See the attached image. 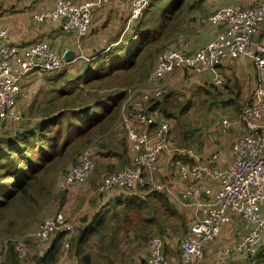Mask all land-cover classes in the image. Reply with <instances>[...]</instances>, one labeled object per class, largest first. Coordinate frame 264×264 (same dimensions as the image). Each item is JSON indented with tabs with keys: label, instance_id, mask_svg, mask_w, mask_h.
Returning a JSON list of instances; mask_svg holds the SVG:
<instances>
[{
	"label": "built area",
	"instance_id": "1",
	"mask_svg": "<svg viewBox=\"0 0 264 264\" xmlns=\"http://www.w3.org/2000/svg\"><path fill=\"white\" fill-rule=\"evenodd\" d=\"M106 1L53 0L52 7L32 12L31 21L37 25H53L64 34L83 38L90 30L94 14ZM149 2L128 0L129 26L138 20ZM207 19L220 28L215 36L192 53L167 47L158 55L147 82L154 86L176 70L181 74L186 70L209 72L230 57L253 58L258 84L241 106L236 123L242 129L230 145V156L224 158L218 152L203 155L197 147L174 146L167 139L168 123L161 122L151 132L148 128L155 122L153 118L139 109L138 103L129 108L125 102L122 110L125 107L127 110L120 123L135 166L105 174L97 190L106 193L114 188L142 194H166L174 205L189 208L191 220L177 241L180 264H202L206 247L218 238L224 226L238 218L243 232L240 241L222 248L219 254H235L243 263L253 264L250 258L257 254L264 235V43L258 40L264 23V2L248 8L225 6ZM8 37L9 29L0 25V122L18 119L14 105L17 98L26 97L22 83L30 74L58 72L70 62L64 59V53L69 51L67 47L57 52L46 40H35L20 47L6 43ZM146 90H141V100L145 102L162 95V89L154 90L152 97ZM229 125V119L221 116L220 126L226 129ZM93 151L92 146L83 149L77 161L66 170L60 190L68 191L76 183L85 181L94 167ZM164 154L170 159L173 156L172 167L185 184L178 194L170 192L173 187L169 181L155 179V170ZM55 230L65 235L58 264H77L73 257H66L67 239L74 227L57 211L43 218L36 233L19 234L13 240L11 246L16 258L24 260L27 257L32 240L37 256L44 257ZM31 236L35 239L31 240ZM162 247L159 236L150 237L145 264H168ZM8 251L7 241L1 242L0 264H5Z\"/></svg>",
	"mask_w": 264,
	"mask_h": 264
},
{
	"label": "crops",
	"instance_id": "2",
	"mask_svg": "<svg viewBox=\"0 0 264 264\" xmlns=\"http://www.w3.org/2000/svg\"><path fill=\"white\" fill-rule=\"evenodd\" d=\"M179 1L181 2V0ZM0 2V6H2L4 10L9 9L15 3L17 5L13 6L15 7V9H22L16 13L10 12V15L7 13L0 15V25L8 28L10 32L9 38L6 43L18 44L20 47H23L26 46L28 43L36 40L38 36L39 38H44L46 36L47 26L33 24L31 22V14L38 8L52 7L53 0H0ZM185 2L191 4L192 7L187 10V14L184 13V16L181 18L182 21L180 22L178 28L174 30L173 34L171 35L170 43L172 45L169 47L183 49L192 53L201 44L212 39V37H214L220 29L219 27H216L215 25L210 24L208 22L207 18L211 13L225 6H253L257 3H263L264 0H186ZM128 13V0H109L108 4L105 7L99 9L94 14L92 22L90 24L91 28L86 34V36H84L83 38L64 34L61 30H57L58 28L56 29L55 27L54 30L56 31H54L50 36H48V40L53 50L57 52H61L66 47L68 48V50L74 51L75 58L69 62V65L75 62H82L83 64L85 61H87L90 64L85 63L83 64V66L89 65L91 67H95V65H97L98 63L100 64L102 61H104V58L108 59L114 54L121 55L123 52L129 51L127 50L129 49V42L135 40L137 35H135L136 32L134 24L131 26L127 24ZM138 22H140V20ZM131 27H133L132 30H130ZM143 27L145 29V26ZM138 29L142 30L143 28L139 27ZM144 29L142 30V33H145ZM258 40L264 43V24L261 26V33L258 36ZM137 44L140 48L139 43ZM115 58L113 59L117 60L119 57ZM95 59H98L99 62L94 65L93 61ZM78 63L74 65H80ZM255 71L256 69L253 67L251 60L245 56L230 57L226 60H223L220 64L215 67V69L209 72L197 73L192 70H186L183 74H181L180 71L176 70L171 74L165 75L156 84L157 86L162 87L164 89V94L162 96L163 99L158 102L160 106L163 105V103L166 104V102H168V104H170L171 106H179L178 102H180L181 100L179 101V99L175 98V95L179 92H182L187 97L191 96V90L199 86H204L198 85L199 82H204V84L210 83L212 84V87H216L217 90H219L220 87L218 86L222 84L220 82H217V80H224L226 83L236 80L239 82V87H230L229 84H225L224 86H221L222 89H220L219 91L223 92V94H226L228 96L227 101H229L230 99H235L234 96L237 95L239 92L241 95L245 94L242 100L243 104L245 100L252 94L258 82L255 78ZM132 72L134 73V71ZM26 80H24L22 84L23 90L26 92L27 103L33 93L34 86L37 80ZM131 84L142 85L139 86L141 90L152 87L150 86V83L147 82V79H145L144 76L142 78L137 77L132 79ZM124 90L128 91L129 89L125 88ZM125 100H123L121 108L125 102L127 103V105H129V98ZM151 100H156V98H152ZM141 101L142 102H138L137 105L139 109L145 111V104L148 102H143V100ZM204 101H206L205 98ZM209 102L211 106L213 105V108H211L212 110L210 109L209 113L205 115V120L207 122H204H206V124H201L200 130L202 131V133L198 129L192 128V130L194 131L193 134L197 133L195 136L196 140H209L211 144L215 142L216 146H213L214 148L211 150L202 148L205 150V153L209 154L210 151L217 150V152L222 157H224L225 149H219V147L224 144V140L235 139L234 137L239 134L242 129V126L236 123V120L238 118L237 114L234 118H230L228 115H220V110H225L226 114L232 112L229 108L230 102L224 103L223 108L222 105H220L219 102H217L216 100L211 99L209 100ZM197 104H202V101L198 98L186 99V103L183 105L182 108L183 113L187 114L188 116V113L193 110L192 106ZM28 105L29 104H27L26 106ZM214 105H216L218 109L214 108ZM158 111L159 110L147 111L146 109L147 114L150 115L155 121L153 123L154 126L150 128L151 132L152 129L156 128L164 118ZM221 116L227 117L230 121V125L226 129H223L220 126ZM211 119L212 121H210ZM131 121L134 122L133 119H131ZM137 128L139 130L142 129L140 126H138ZM192 130H189V132ZM108 133L112 134L113 128L109 129ZM181 135H179L180 140H182ZM126 144L127 145L124 151L125 157L122 160L127 163H123V168L125 167L124 165L127 164V166H129L130 164L129 167H134L135 164L133 163L132 152L129 151L127 142ZM96 158L99 159V157ZM122 160H120V162H123ZM155 179H157L158 181L165 182L171 181L170 185L173 188H171L170 192L172 194H178L180 191L184 190L185 187V184L179 179V177L175 173L171 164V159L168 154L163 155L157 169L155 170ZM143 195L145 194H142L141 192L135 190L119 198L115 192H111L110 197H108L109 201L107 204L104 203V205H100L98 203L95 208L90 209V207L88 209L87 212L88 214H90L98 208L101 209L106 206V210L111 209L110 207L112 205H114L115 208H121L127 204L131 206L128 209L129 217L120 219L125 222V227L122 228L124 230L129 228V234L119 232L120 227L118 226H122L121 223L110 224L112 225L114 230L108 234L107 238L108 240H115L119 243L118 245H116L115 243L113 246L107 249V252H103L100 248V245L98 244V241H91L89 243V246L86 248V251L91 256L92 264H145L147 253L145 254V251L139 248V243L142 240L139 237H136L130 230L134 225V221L132 220V218L138 220L140 218L139 221L148 224L150 228L154 231L153 233H161L160 228H163V225L167 223V213L165 201H160L155 197H152L151 199L153 200L150 201L148 198H150L151 196ZM162 195L167 196L166 194ZM167 201V206H170L173 210L178 211L179 214L184 217V219H188L189 224V220H191L190 209L174 205L172 202H170L169 199ZM118 202L120 203L119 207ZM143 203L145 205H141ZM170 218L173 217L169 216V219ZM235 220H238L240 222V226L237 223H234ZM234 221L233 223H231L233 224V226H231L230 224H228L229 226H224L223 229H221L218 238L214 242H212L208 247H206L202 264H247L246 262L243 263L242 260L238 259V256L235 254L229 256H223L219 254V251L222 248L236 245L243 235L241 220L235 218ZM128 225L129 227H127ZM169 238L174 244H177L178 240L176 236L168 235V239ZM165 257L167 260L168 256L165 255ZM168 259V264H178L180 260V254L179 259L177 257H171ZM251 261L253 262V264H256L255 261ZM256 261L259 262V264H264V258L262 257L259 258V260L256 259Z\"/></svg>",
	"mask_w": 264,
	"mask_h": 264
},
{
	"label": "rangeland",
	"instance_id": "3",
	"mask_svg": "<svg viewBox=\"0 0 264 264\" xmlns=\"http://www.w3.org/2000/svg\"><path fill=\"white\" fill-rule=\"evenodd\" d=\"M185 1L186 0H181V2L179 0H151L149 6L139 16L137 21L140 20V22L137 23V21H135L134 23V28L136 32L135 35H137V37L135 38V40L129 42V49H127L129 51L132 50L136 53L137 65L134 67V69H132L131 71L122 72L121 74H117L112 77H108V79L103 80L101 83H95L91 85V87L87 86L86 88H90L92 90L90 94L88 93V91L86 92L84 88L83 89L84 91L82 90L81 93L78 95L77 93H73L71 95L64 96V98L59 97L57 99V106L60 107V106L65 105L66 107H68L72 103H87L93 100L94 97H96L99 94H105L107 92H112L114 90L120 89L121 85L123 89L125 88L129 89L128 91H126L127 94L125 97V99L129 98V108L133 104L142 102L141 101V88L139 87L142 85H138V84L129 85V83H131L132 79L137 78V77L140 78L144 76L145 79H147V76L149 72L152 70L154 63L156 61L155 60L156 58H155L153 61L152 67L149 70L148 69L145 70V68L148 67L150 63L149 56H150L151 50L154 49V47L162 50V47H167V46L172 45L169 39L170 32H173L174 30L178 28L180 22L182 21L181 18L184 16V13H186L187 10L190 7H192L191 4L186 3ZM108 2L109 0H107L101 8L105 7L108 4ZM0 5H1V2H0ZM13 6H17L16 3L7 10H4V8L0 6V15H3L4 13H7L10 15V12L16 13L22 10V9H15V7ZM169 21L170 23L167 25L164 32H161V30H163L164 28L160 30V23L163 22L164 24ZM143 26H145V28L148 29L147 34H145L147 35L148 38H155V37L158 38L156 43L151 48H149V46H145L146 43L140 48L137 44L141 42V34H142V30L144 29ZM139 27L143 29L142 30L138 29ZM132 29L133 27H131L130 30ZM168 39L169 41L167 42ZM129 40H130V37H129ZM147 42H150V40H148ZM166 42H167V45L164 46ZM143 48L145 49L142 52H140V54L137 56L139 51ZM105 61H109V60L106 58ZM86 62L87 61H85L83 64H85ZM97 62H99V60L95 59L93 61L94 65ZM130 63H131V60L129 59V64ZM99 65L100 64H97L95 65V67ZM69 66L70 65H67L65 69L59 70L60 72L61 71L62 72L58 75V77H56L57 80H55V82L57 84L61 82V80L63 79V75L68 72ZM84 67H87V66H83V69ZM132 71H134V73ZM58 72L43 73L40 77L42 78V80H40L41 83L36 88H34L33 93L27 103L26 101L22 102V100L17 98L14 108L17 106V111L19 113L17 114L18 119H15L13 122L6 121L7 124L0 125V138H2L5 135V133L8 135L13 133L14 130L8 129L10 127L9 124H11V127L16 128L15 125L17 124L21 125L28 120H29L28 124H31L35 120H37L38 115L36 114L35 110H33V108L28 107L26 105L32 104L31 106H34L36 108L37 106H39V104L43 103L44 98L46 99L48 98L49 93L47 92H49L52 89H56V87H52L51 89L46 90L45 85L43 83V79L49 78L53 76L54 74L56 75V73ZM86 75L87 74L83 72L81 76H85L83 77V79H85L87 78ZM68 79L72 80L74 79V77L73 76L66 77L65 82H67ZM217 81H219L223 86L225 84H229L230 87L231 86L239 87V82L236 80L229 82V83H226L224 80H217ZM75 82H77V80H74L72 83L74 84ZM80 82L81 81H79V83ZM198 85H204V86L203 87L199 86L191 90V96L187 97L182 92H179L178 94L175 95V98L179 99V101L181 100L180 102H178L180 105L179 107L181 108H183V105L186 103V99L188 98L189 99L198 98L199 100L202 101V104H197V105L192 106L193 110L190 113H188V116L187 114H184L182 111L181 114L177 113L176 115L174 114L171 117L163 118L162 122L168 123L169 129L167 133V139L170 140L174 146L176 147H197L199 149V152L203 154H208V153H205L204 149H207V150L213 149L214 148L213 146H216L215 142L211 144L209 140H196L195 136L197 133L192 136V140H193L192 142H189L187 140L183 141V138H182L183 130L187 129L188 133H190L189 130H192V128H196L202 133V131L200 130L201 124L203 125L206 124L207 121L205 120V115L209 113L211 108H213V105L211 106L209 102V100L211 99L219 102V104L222 105V108H223L224 103L230 102L229 108H230V111L232 112H230L229 114H226L225 110H220L219 113L220 115H228L230 118L236 117V114L238 115L240 112V107L242 105V100L245 94L241 95L239 92L237 95L234 96L235 99H230L229 101H227L228 96L226 94H223V92L219 91L220 89H222L221 88L222 85L218 86L220 87L219 90H217L216 87H212V84L210 83L204 84V82H199ZM156 89L163 90L162 95L159 96L158 98V101H160L163 99L162 98L164 94L163 88L157 85L152 86L146 90V93L149 95L151 94V97H152L153 96L152 94L154 90ZM45 94H46V97H45ZM116 97H117V94L111 96V99L105 101L106 103L103 102L102 105L96 109V111L100 112L101 108L103 109L104 106H107L106 105L107 102L114 100V98ZM203 97L206 99V101H204ZM144 101L145 100L143 99V102ZM146 106H148V104H145V107ZM214 108H217V106L214 105ZM217 109H213V110H217ZM126 110H127V107H125L123 110L122 108H120L115 118L113 116V118L105 126L108 129L113 128L112 134L108 133L107 131L108 129L103 130L105 129V127H103V129H100V128L97 129L89 137V140H86L84 144L82 140H85V138L84 139L78 138V139L73 140L72 142L69 143L70 145L66 148V151L61 156V160L59 162L57 161L53 164H50L48 169H46L45 171H43L42 173L38 175V179L34 182V189L31 190V196L35 200L34 203H31L28 200L27 202H25L28 204L23 205L24 203L21 204L15 201L12 203L13 204L12 207H10L9 209L3 212L0 218V243L7 241L9 248H11L12 247L11 244L13 240L19 234L27 235L29 233V235H32L33 232L36 233V229L39 228L40 224L42 223L43 218L48 214H53L54 211L62 212L64 216V221L67 224H71L74 227V224L76 225L79 224L80 221L86 217V215L88 214L87 211L90 207H91L90 209H93L98 205L99 200L97 196L98 195L97 186L101 183V179L104 178L103 176L107 173L111 174V173L123 170L124 168L130 166V164L129 166H127L128 165L127 164V165H124L125 167L123 168V163H127V162H124V160H122L125 157L124 151L126 148V142H124L123 137H122L124 133L121 134L119 130H116L117 126H119V129L123 131L120 122H121V117L126 112ZM17 111L15 110V112ZM158 112L161 113L160 111ZM145 113L147 114L146 109H145ZM61 120L63 121L62 127H64L65 118H62ZM210 121H212V119ZM1 122H4V121H1ZM208 124H211V123H208ZM153 126L154 125H152V127ZM114 129H115V132H114ZM67 132L68 131H66V128H65L64 133H67ZM179 135H181L182 140H180ZM236 137L237 136H235L234 138ZM234 140L235 139L224 140V144L219 147V149H222V148L225 149L224 158H228L230 156V145L232 144ZM88 146H92L95 152L94 167L92 171L89 173L85 181L81 183H76V186L74 187L72 186L70 190L68 191L60 190V184L64 179V174L66 173V170L71 165H73L74 162L77 161L83 149ZM213 151L217 152V150H213ZM213 151H210V153ZM96 157H99V159H97ZM120 160H122L123 162H120ZM153 194H145V195L152 196ZM102 199L103 198L101 197V200ZM141 205H145V204L143 203ZM165 206H166V213H167V216H166L167 223L164 225L167 226V231L161 230V233L158 232L155 234H157L161 238V241L163 242L162 252L164 255L168 256L167 257V261H168L169 260L168 258H171V257H177L179 259L178 242L177 244H174L170 238L168 239V235L176 236L178 240L184 233L186 227L188 226V219L186 218L184 219V217L180 215L178 211L173 210L170 206H167L166 203H165ZM98 210H100V208H98ZM119 214H120L121 219L129 217V213H128V216H125L121 212ZM169 216L173 218L169 219ZM230 225L233 226V224H230ZM55 233L63 234V232H60L59 230H55L53 234ZM73 233L74 232H72L71 235H73ZM52 236L50 237V241L54 238ZM33 238L35 239V237L31 236V239ZM128 241H129V238H128ZM125 243H128V242H125ZM260 246H261L260 252H263L262 247L264 246V235L262 237V241L259 247ZM139 248L144 250L145 254L148 253V242L141 241L139 243ZM8 254L9 252L7 253V257H8ZM29 254H34V252L32 251V248L29 251ZM57 256L58 255L54 256L51 264H58L59 260H57ZM259 257L260 256L256 255L253 258H250V260L253 259V261H255L256 264H259V262L256 261V259ZM20 261L15 256L12 255L11 257H8V260L6 258L5 264H14V262L17 264H30L31 263V261H29L28 263H25L26 261L24 262L23 261L20 262ZM178 264H180V260Z\"/></svg>",
	"mask_w": 264,
	"mask_h": 264
},
{
	"label": "trees",
	"instance_id": "4",
	"mask_svg": "<svg viewBox=\"0 0 264 264\" xmlns=\"http://www.w3.org/2000/svg\"><path fill=\"white\" fill-rule=\"evenodd\" d=\"M258 4L259 3L253 6H256ZM148 6L149 4L146 6V8ZM253 6L244 7L248 8ZM169 23L170 21L164 24L163 22L160 23V30L164 28L163 30H161V32H164ZM45 26H47L46 36L44 38H39L38 36L36 40L49 41L48 36L56 31L54 30L55 26L53 25ZM147 30L148 29L145 28V33H142L141 42H139V45L141 47L146 43L145 46H149V48H151L156 43L158 38H148L147 35H145L147 34ZM173 32H170L169 39ZM169 39L167 40V42L169 41ZM148 40H150V42H147ZM167 42L164 44V46L167 45ZM145 48L141 49L137 56ZM163 48L164 47H162V49ZM160 52L161 50L155 47L151 50L149 56L150 63L148 67L145 68V70L152 67L154 59H157ZM115 57L119 58L117 60H114L113 58ZM129 59L131 60L130 64ZM136 59V53L130 50L123 52L121 55L114 54L113 56H110L108 58L109 61H105L104 59V61H102L97 67H91L88 65L83 69L82 62H75L73 64L71 63L70 65L72 66L68 67V72L66 71L67 73L63 75V79L58 84L55 82V80H57L56 77H58V75L62 71H59L58 73H56V75L54 74L49 78L43 79L46 90H49L52 87H56V89H52L47 92L49 93L48 98H44L43 103L39 104V106H37L36 108L34 106H31L32 104L28 105V107H31L33 108V110H35L36 114L38 115L37 120H35L31 124H28L29 120L21 125L17 124L15 125L16 128L11 127V124H9L10 127L8 129L14 130L13 133H11L10 135L5 133V135L0 138V218L4 211L13 206L12 203L15 201L21 204L24 203L23 205L28 204L25 203L28 200L29 202L34 203L35 200L31 196V190L34 189V182L38 179V175L48 169L50 164H53L57 161L59 162L61 160V156L66 151V148L70 145V142L78 138H85V140H82L84 144L86 140H89V137L97 129H103V127L107 125V123L113 118V116L115 118L126 96V90L122 89L121 85V90L117 89L105 94H99L94 97L93 100L87 103H72L68 107H66L65 105L60 107L57 106V99L59 97L64 98V96L71 95L73 93H77L78 95L84 88V90H86V92L88 91V93L90 94L92 90L90 88H86L87 86L91 87V85L95 83H101L103 80L108 79V77L121 74L122 72L131 71L137 65ZM76 63L80 65L75 66L74 64ZM67 65H69V63ZM66 66L63 69H65ZM83 72L87 74V78L85 79H83V77L85 76H81ZM43 73L52 72H34L26 78V81H30L33 79L37 80L34 86V88H36L41 83L40 80H42V78L40 77ZM68 76H73L74 79H68V81L65 82V78ZM255 78L256 81H258V73L256 71ZM74 80H77V82L73 84L72 82ZM79 81L81 82L79 83ZM130 84L131 83H129V85ZM115 94H117V97L114 98V100L107 102V106H104L103 109L101 108L100 112L96 111V109L99 108L103 102L111 99V96ZM26 98L22 99V102H25ZM146 104H148V106L145 107L147 111L159 110L164 118L171 117L172 115H176L177 113L181 114L183 111L182 108L179 107L180 105L171 106L170 104H168V102L160 106L158 99L148 101V103ZM14 109L17 111V106ZM16 113L19 114L18 111ZM62 118H65L64 127H62ZM6 121L13 122L14 120L8 119ZM6 121L0 122V125L7 124ZM65 128L66 131H68L67 133H64ZM150 128L148 129L150 130ZM107 129L108 128L105 127V129L103 130ZM116 130H119L121 134L124 133V131H121L119 129V126H117ZM193 133V130L190 131V133H188L187 129L183 130V141L187 140L189 142H192V136L194 135ZM122 137L124 142H127L125 134ZM93 154L95 155L94 151ZM111 192H115L119 198L129 193L125 189L116 190L114 188L106 193L98 192L97 196L100 205L108 203V197H110ZM101 197L103 198L102 200ZM152 197H155L160 201L164 200L168 205V198L166 196L160 193H155L150 197V201L153 200L151 199ZM119 206L120 203L118 202V207ZM106 207L101 208L100 210L97 209L93 213L91 212L90 214L86 215V217L81 220L79 224H74V233L67 239L69 248L66 257H73L78 262V264H92L91 256L86 251V248L89 246V243L91 241H98V244L100 245V248L103 252H107V249L113 246L115 243L116 245H118L119 243L115 240H108L107 238L108 234L114 230L112 225H110L111 223H121L122 226H118L120 227L119 232L129 234V228L126 230L122 228L125 227V222L120 220L121 218L119 213L121 212L125 216H127L129 213L128 209L131 206L127 204L124 205V207L115 208V206L112 205L110 207L111 209L108 210H106ZM132 220L134 221V225L130 230L136 237H139L142 241L148 242L150 237L158 236L157 234L153 233L154 231L148 224L139 221L140 218L139 220L132 218ZM234 223H237L240 226V222L238 220H235ZM127 227H129V225ZM161 230L167 231V226L163 225V228H160V231ZM52 237L54 238L49 242V249L47 255L44 257L37 256L35 243L31 239L32 241L29 251L32 248L34 254H29L28 252L27 257L22 261H26L25 263L31 261L30 264H51L55 255H58L57 260H59L62 254L61 250L63 247V241H65V235L55 233ZM260 248L261 246L258 248V252L256 255L260 256L259 258H264V246L262 247L263 252H260ZM8 252V257H11L12 255L16 257L13 247L9 248ZM259 258L257 259L259 260ZM14 264L17 263L14 262Z\"/></svg>",
	"mask_w": 264,
	"mask_h": 264
},
{
	"label": "bare ground",
	"instance_id": "5",
	"mask_svg": "<svg viewBox=\"0 0 264 264\" xmlns=\"http://www.w3.org/2000/svg\"><path fill=\"white\" fill-rule=\"evenodd\" d=\"M129 6V5H128ZM128 18H129V13H128V16H127V20H128ZM206 44V42L205 43H203V44H201L199 47H202V46H204ZM167 47H169V46H167ZM167 47H164L162 50H161V52L163 51V50H165ZM198 47V48H199ZM177 50H181V51H186V50H183V49H179V48H176ZM160 52V53H161ZM186 52H188V51H186ZM188 53H191V52H188ZM256 54V53H255ZM245 57H247V58H249L250 60H251V62H252V64H253V67L256 69V72H257V68H256V65H255V62H254V59L253 58H251L250 56H245ZM162 93H163V90H162Z\"/></svg>",
	"mask_w": 264,
	"mask_h": 264
},
{
	"label": "water",
	"instance_id": "6",
	"mask_svg": "<svg viewBox=\"0 0 264 264\" xmlns=\"http://www.w3.org/2000/svg\"><path fill=\"white\" fill-rule=\"evenodd\" d=\"M74 51L73 50H69L67 52L64 53V59L66 61H71L74 58Z\"/></svg>",
	"mask_w": 264,
	"mask_h": 264
}]
</instances>
